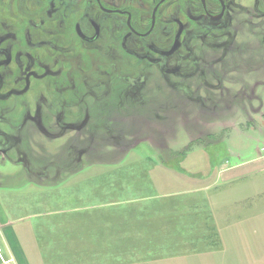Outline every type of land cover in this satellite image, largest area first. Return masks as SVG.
<instances>
[{"label": "flooded vegetation", "instance_id": "obj_1", "mask_svg": "<svg viewBox=\"0 0 264 264\" xmlns=\"http://www.w3.org/2000/svg\"><path fill=\"white\" fill-rule=\"evenodd\" d=\"M258 84L264 0H0V160L16 177L169 148L256 110Z\"/></svg>", "mask_w": 264, "mask_h": 264}, {"label": "rangeland", "instance_id": "obj_2", "mask_svg": "<svg viewBox=\"0 0 264 264\" xmlns=\"http://www.w3.org/2000/svg\"><path fill=\"white\" fill-rule=\"evenodd\" d=\"M255 91L256 110L71 176L16 177L21 165L0 160V217L32 229L19 240L33 264H264V84Z\"/></svg>", "mask_w": 264, "mask_h": 264}, {"label": "crops", "instance_id": "obj_3", "mask_svg": "<svg viewBox=\"0 0 264 264\" xmlns=\"http://www.w3.org/2000/svg\"><path fill=\"white\" fill-rule=\"evenodd\" d=\"M259 115L264 117V114L262 113H259L257 116ZM254 161L259 160L254 159L252 162ZM252 162L249 161L242 164H249ZM14 225L16 224L11 222L5 223L2 217H0V240L2 242V247L0 246V264H33L30 263L29 256L24 253L19 240L21 234L27 243L30 244L31 237H29V235L31 234L32 229L26 227L18 229ZM32 241L34 243V239H32Z\"/></svg>", "mask_w": 264, "mask_h": 264}, {"label": "built area", "instance_id": "obj_4", "mask_svg": "<svg viewBox=\"0 0 264 264\" xmlns=\"http://www.w3.org/2000/svg\"><path fill=\"white\" fill-rule=\"evenodd\" d=\"M1 258V257H0Z\"/></svg>", "mask_w": 264, "mask_h": 264}]
</instances>
